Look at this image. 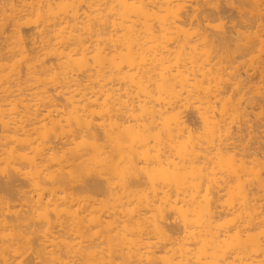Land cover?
Listing matches in <instances>:
<instances>
[{
	"label": "bare ground",
	"instance_id": "1",
	"mask_svg": "<svg viewBox=\"0 0 264 264\" xmlns=\"http://www.w3.org/2000/svg\"><path fill=\"white\" fill-rule=\"evenodd\" d=\"M10 1L11 3H8L9 8L2 6L0 9L2 10V8L4 9L6 8L8 9V12H10V16L8 17L9 18L11 17V20H10L11 25L7 23L9 26H11L8 32L10 33V36L7 35L9 36V39L6 35L5 37L4 36H1V37L7 38L9 40V41L5 40V41H8L7 46L9 44L11 46L6 47V44H5V47H6L5 48L4 46L0 44L1 46L0 50H4V49L6 50V52H4L5 53L4 55H7L6 53L8 51H10V53L9 52L8 53L12 55L13 53L14 54L21 53V55H23L22 53L26 54V52H28L27 55H29V52H32L31 53L32 56H33V53H35V55L36 53H45L47 55L52 54V57L54 58L55 56V58L58 60L57 62L58 64H56L58 65L57 66L58 70L56 69L57 75L56 73H53L55 74L54 75L55 77L58 76L57 77L58 79H54L58 81V82L56 81L57 86L59 85L58 86L59 88L57 89L59 93L58 92L57 93L58 95L60 94L59 97L62 98L61 100L63 101V104H64L63 106L67 104V106H65L66 109L67 108L70 109L69 106L72 107V109L70 110L74 111L75 109L74 111L76 113L75 117L77 120L79 119L76 122H74L75 119L69 122L71 126L73 122L76 123V128L75 130H73L75 133L74 132L72 133V130L69 129L71 131V134L74 135L73 137H71V142H70V139L64 138L66 141L68 140L69 143L62 142L63 140H61V142L64 144V145L62 144L61 146L62 153H63L61 155L63 156L62 158H64L63 160L65 163V160H67L70 157L69 156L70 153L75 149L74 155L76 157H73V158H76L75 161L77 163H75L74 166H76L77 164V168L79 170V172L77 171V175L79 174L78 176H80V172L82 173L81 176L84 175L85 173L87 174V176H85L86 175L85 174L81 180L79 179L77 180L78 176L73 175V176H77L75 177L76 178L75 180H77V184H76L77 187H73V189L77 188L76 190H81L80 192L90 191L89 195L92 193L96 195L97 192L99 193L100 189L101 191L102 189H104L103 190L104 192L107 191V197H108V199H106L107 202L110 198L114 203V204H111L113 205V207L111 205L110 206L114 208L112 210H115L114 212L112 211V213L114 214L113 216L114 218H112L113 214L112 215L108 214L110 216L109 218L110 220H109L107 218L108 215L106 216L104 213L107 214V212L111 209V207L106 212L105 210H103L104 213L100 211L102 210V208L100 210L98 209L99 210L98 212L96 208V204H97L96 196L92 197V195H90L91 196V197L89 196L90 198H88L87 196L88 199L85 198L84 200L83 198H81V196L80 198L78 197L79 194H76L77 195L76 196L77 198H76L75 196H73L74 195L73 193H69V191H67L68 194L64 198H62L61 195H58L60 196L59 198L56 197L57 199L55 200L59 204L55 205L56 203L53 201L54 203L52 205H54V207L52 208L53 210H50V211H47L49 209V208L47 209V206L49 204L44 208L42 207V205H41L42 208L39 205V209H38L37 205L33 204L34 203L33 201L32 204L35 205L33 208L35 210V207H37L36 211L38 212V213L37 212L35 213H37L38 217L43 218V219L41 218L38 219L36 217L38 223L36 222V220L34 223L39 224V221L41 222V220H44L46 221V224H47V222H49L48 216H51L50 215L51 213L53 217H55L54 214L58 215L57 216L58 218L59 215L61 216L64 212H66L67 209H64L65 210L64 211L63 208H68L70 210L69 207L72 208V206L76 204V203L75 204L73 203V201H75L74 199H76L75 202H77V200L78 202L81 200L82 201L84 200V203L82 201L79 202V203H83V205L82 204L80 205L81 206L80 208H84L82 210L79 208L80 213L79 211L78 213L81 215V217L79 214L78 216L76 212H74L75 210L78 209V208L77 209L75 208L77 207V205L79 206V203H77V205L73 207L74 210H71L74 213L73 214L69 213V214L78 216V217L76 216L75 217L73 216V217L75 219L78 218L77 220H75L74 223H76V221L79 222L78 224L79 226L77 227L78 230L75 229L76 232L78 231L82 234L80 235L79 233V236H83L85 232L84 233L82 232L84 230L87 232L86 229L82 230V227L83 228L86 227L87 229L90 227L89 229H91V226L93 227L96 226L97 222L100 220V219L98 220L97 218L98 216L97 213H100V212H102L103 214L100 216L102 222L101 224H98L99 226L100 225L103 226L102 223L106 217L105 220L108 219L109 224L113 220H114V223L113 222L112 223L115 226L118 225L119 222H121L122 229L117 226L118 228L115 227L116 230H114L115 228L113 229L115 232L117 231V229H121L128 234L126 236V234L119 232V233H122V235L123 234L124 235L121 236L119 234L120 239L119 238L114 239L117 242H114V240H112L113 237L112 238L109 237L113 241L112 242L111 240H109L107 243L108 245L106 244L108 246L109 251L108 249H106V247L104 248V250L106 249L107 253L105 251H102L103 254L106 253L108 255L107 256L105 254L104 256L106 257L101 256L102 254H100V252L98 253L97 240H96L97 244H95L94 242L95 234H94L93 242H92V239L88 237L89 233H85L84 236L86 237V234L88 235L86 239L90 241V244L88 243V241L85 242V244L88 243V245H84V243H82L86 241V239L83 236L82 238L83 240L84 239L85 240L80 241L81 244L83 245H78L79 246L78 251L76 249L78 253L74 252L76 253L74 255H72L73 252L72 253L70 252L71 255H69V253L68 254L59 253L60 252L59 248H58L59 252L55 254L57 252V247L59 246L58 245L59 243H56L58 246L56 245V248H55L51 245L48 247L46 244L47 242L43 244L40 242L42 246H45V244L47 246V250L44 249L45 247L42 248V250L49 251V249L51 248V250L52 251L54 250L55 253H51V255L49 256H45V255L42 256V254L40 253L42 251L41 250L40 252L38 251L41 254V256L40 254L37 255L38 256L37 258H34L33 256V259L30 258L32 257L31 256L32 254L31 255L29 254L30 255V257L28 256L29 258L27 256L26 257L24 256L25 249L21 248V247H24L21 244L22 241L21 242L19 241L20 246L19 244H16V243L14 245V243L11 242V244H13V247L17 245L16 246L17 248L19 247L21 248V251L23 250V253L21 251H18L17 253L16 247H14L16 248L15 250L13 249L11 244H9L11 245L9 246L7 242L5 243L3 242L4 240H2L0 241L1 248L3 247L2 250L4 249L5 251L6 248H8V250L11 249L10 252H12V249H13L16 251L14 253L17 255L8 254L9 252L7 250H6L7 251V254H6V251L4 252L1 250L0 251V264H264V111L262 107L263 104L261 105L260 102L258 101L260 98L261 99L264 98L263 97L264 93L261 94L262 93L261 91L264 90L263 89L264 88V85H263L264 77H262L264 74L263 72L264 70L261 71V69H264L263 67L264 63L262 62L264 59V56H262L263 54H261L262 53L261 52L260 55L262 57L260 56V59L262 60L261 61L262 63H260V60L258 61L256 59L254 61L255 58L252 54L254 51L264 52V0H10ZM231 43H233L236 46V47L235 46L233 47H235V51H237V53L235 51L233 52L234 49H232ZM7 48H9V50ZM0 54H1V51H0ZM39 55L37 54L36 56L39 57ZM248 56H251V57L249 58ZM248 58H249V61H248ZM2 62H3V59H2ZM13 62L18 63V64H15L16 66L14 67H17L19 65V62L17 60H14ZM31 63H34V62H31ZM246 64L247 65L251 64V65L247 66ZM254 64H256L257 66ZM7 66L11 67V63L8 64ZM7 66L4 65V67H7ZM31 66L32 64L30 65V67ZM9 67H7L8 71H9ZM258 67L259 68L263 67V68H260V71L256 72ZM11 70L12 69L10 68V71H9L10 73H11ZM15 70H18V68ZM250 70H254V72L252 71L253 73H251ZM44 71L45 70L43 69V71L41 72L44 73ZM31 76L33 75H30V77ZM258 76L259 78H257ZM260 77L262 80L260 79ZM34 78L35 76L32 77L33 80ZM39 78H40V75H39ZM44 78L45 76L43 78L41 77L40 79L36 77L35 80L39 81L40 83H38L37 81H34V82L40 85L41 84L46 85V83L48 84L49 81L48 82L46 81L48 78H45V79ZM260 80L263 82V84L262 83L260 84L257 82V81L260 82ZM251 86L255 88L256 92H253L255 91L253 90L254 89L253 88L252 89L253 91H251L252 93H250V95H247L252 88ZM21 87L18 89H21ZM33 87H36V85ZM43 89H44V86H43ZM43 89L41 90V93L43 94L47 93L48 91L47 88H45L46 90L45 89L43 90ZM257 95H260V97L257 98L258 97ZM26 96H29V94ZM15 100L18 101L17 99H14V101ZM62 101H60V103H62ZM22 102L20 103L23 104ZM35 102L37 103V101ZM117 102L119 104H124L123 107L125 106L128 109L127 110L124 107L125 109H123V114L125 113L130 114V112H127V111H129V109L131 110V106H132V109H135L136 107L138 109L137 111H139V112H135L136 109L133 110L136 113V115L138 114L139 115L138 117L142 116V118H138V119H141L140 123H138L136 120H135L136 122L134 121L135 122L133 123L134 126L127 125V124H132L130 122L131 121L133 122L134 119H137L134 117L136 116L134 112H132L134 114L133 115L134 119L133 117L131 118V116L128 118V120L132 119L131 121L126 120L128 115L126 117L125 116L122 117L123 122H126V121L129 122V123L126 122V124L124 123L125 126L123 125V122H121L122 120L121 118L119 121L120 123H122L121 126L126 127L125 129L127 130V132L130 129H132L133 131V129L135 130L137 128L139 133H140V130H141V134L142 132L144 133L145 138H143L144 139L143 140L140 137L142 141L139 144L140 146L138 148L142 149L144 147V149H146L147 152L146 150L142 151L143 150L142 149L141 151L145 152V154L141 152L142 154H140L141 156L139 155L140 157L139 159L141 160L142 159L141 157L144 158V156L148 157V155L151 154L150 153L151 151L148 153L150 149L153 150L152 152H154L155 154V157H154L155 164L154 165L156 166H153V167L150 166V168L153 169L152 170L153 172L152 173L150 172L151 174L147 172L146 171L147 169L144 167L146 166V162H145L146 160L144 161L143 159V162L145 164L142 167H144V170L148 174L145 173V171L142 169L141 167L142 164L140 165L141 169L144 171L141 177L148 180V182L151 181V183L152 182L154 183L152 178H154L157 174H159L157 176L158 178L155 177L156 182L154 183L155 184L154 186H153V183L151 184L149 182V184L152 185L150 186L151 189H154L153 191H155L153 194L155 196L154 201L151 200L152 197L149 199L150 201H152L151 202L152 205L147 199L149 198L148 195L149 193H151L152 190L150 189V192L147 195V192H148L147 189H149L150 187L146 188V186L148 185L146 183L147 181L144 179H143L145 181L144 184H146L145 187L142 185L144 182L143 181L140 183V187H142V189L138 188L139 187L138 178H140V175L137 174L139 177L134 174L132 175V172H133V169L131 167L132 163H129L130 160H129V157H127V155L125 156L128 158L129 161L123 164L126 170L124 171L127 172V169L131 167L130 169H132V171L129 170L131 175L134 176V178L138 177L137 178L138 180L135 178L136 181L133 179H130L128 181L126 180L127 182L125 183L122 182L123 180L125 181V178L127 179L128 177L130 178L132 176L130 175L125 176L126 173L122 171L123 169L121 170V168H119L121 170V171L119 170V172L120 173L122 172L121 175L125 177L124 179H121L122 181L120 182L122 183L118 184L116 188L112 182L110 183L111 180L108 179V177L104 174L105 172V169H104V172L102 173L103 174L102 177L106 176L104 180L108 179L109 182L108 181L107 182L110 183V186L113 185L114 190L117 189L115 191L112 189L109 190L106 187V186L109 187V185H105V187L109 190L110 195H108V190L106 188H101L104 186V183L106 181L105 182L102 181L101 183L100 181L101 178L97 177L99 172L97 171L98 169L96 167L98 166L99 161L101 164L103 161L99 159V157H101L102 155L101 154L102 148L106 144V142H109V143L111 142L110 139L113 137H109L110 135H112L109 133L111 131L115 132L114 124L118 122L115 120L116 123L114 124L111 123V121H109V118L111 117H109L110 115L107 113L108 111L106 112L105 110H108V108H110L109 106H111V108L109 109L110 110L109 113L113 112L114 114L112 113L111 116L113 117L114 115V118H116L115 117L116 114L114 112L115 107L113 105L114 104L117 105L118 104ZM11 103L12 102H10V104ZM26 104H23V105H26ZM12 105L15 106L14 104ZM17 106L18 105H16V108L18 110L19 106L18 107ZM28 106H26L27 109H29ZM116 108H118V105L116 106ZM66 109H64L65 112L63 113H66ZM111 109H112V112H111ZM139 109L141 110V112ZM124 110L125 111L127 110V111L124 112ZM103 111L105 112L103 113ZM121 111H122V106H121ZM13 113H15V111ZM106 113L109 116L103 115ZM24 115L27 116L26 114ZM101 115L107 116L108 121L106 120V117L104 121L106 120L109 123L107 124L102 123L101 120L103 118L97 121L96 118L98 119V117H100ZM24 118H27V117H24ZM114 118H111V119H114ZM63 119H61L62 122H63ZM68 121L69 119L67 120V122ZM23 122H24V119H23ZM20 123L22 124V121ZM74 123L73 125L75 126ZM253 123H255L257 127H255ZM63 124L61 128H64ZM117 124L115 126H117ZM5 125L6 124H4V126ZM66 125H67V128H69L67 123ZM4 126L2 127L4 128ZM121 126H120V129H121ZM27 127H28V124H27ZM34 128H35L34 130L36 131L34 132L37 133L36 126H34ZM257 128H258V131L256 130ZM121 130H120V133H121ZM11 131H13V129ZM64 131H62V133L66 132ZM244 131H246V134L247 132L249 133L250 135L249 137H251L252 133L259 134L261 132V134L262 133L263 134L262 135L260 134V137H259L260 140H257V142H255L252 139L253 142L256 143L254 144L252 141L249 142L251 138L250 140H248L249 137L244 136ZM102 133L105 134L106 137L109 135L108 139L110 138L109 139L110 141L107 140L105 144L103 143L105 138L104 139H101L102 137L100 138V135ZM65 134L64 136H66ZM141 134L139 135L138 132L136 133L137 136L138 135L142 136ZM253 134H252V137H253ZM67 135H70V133ZM223 135H225V137L228 135L226 139L225 137H223L224 140L227 141L229 136H231L232 138L230 140L231 141L233 140L232 142L228 140L227 142H230V143H227V145L224 144L226 145V147L222 144V142L223 143L226 142V141H222L221 136ZM257 135H255V138L257 137ZM114 136L116 137V135ZM122 136H125V133ZM132 136L134 137L133 133H132ZM27 137L28 136H26V140L29 139V137L28 138ZM37 137L40 138L39 136ZM62 137H63V134H62ZM66 138H68V136H66ZM72 138H74L75 141L77 140L78 141L74 142L73 144ZM119 138H120L119 143L121 144L123 143V145L126 142L128 143V140L132 141L131 139H129L131 138L130 136L128 137V139L124 138L127 141L123 139V141L125 142L121 141V135H119ZM135 138L136 137H134V139ZM115 139H117L116 140V143H117L118 137ZM134 139L132 143L136 144L135 141L137 140L134 141ZM217 139H221V140L217 141ZM10 140L13 141V138L12 139L10 138ZM31 140H32V137H31ZM101 140H103V142ZM139 140L140 139H138V141ZM166 140L170 141L171 145H170V142L168 143L166 142ZM247 141L250 143V145ZM202 142H203V146L200 144ZM206 142L209 144L210 142H213L212 144L216 143L219 148H221V146H224V149H223L224 151L226 149L225 153L222 152L223 153L222 155L221 153H218L219 156L218 157L215 156L217 157V159L215 158V160H217L216 164H218L220 167L218 166L217 168V165L215 163L214 164L216 165V168L218 170H220L221 168V170L223 169L224 171L222 172L220 170L221 173L220 172L219 173L221 175L219 176V179L223 177L222 174L223 175L225 174L224 178H222L221 180L223 181V183L225 182L226 187L224 186V184L223 185L219 184L220 187L223 186L221 189L225 192V190L223 189L225 188L227 191L225 193H228V194H231L232 192L234 193V196H233L234 200H232L233 197L230 196L232 198L231 200L234 201V203L230 201V203H232L230 206L232 205L233 206L231 208L228 207L229 208L228 211H224L222 209V206L224 204L225 205L229 204L228 203L229 197H227L229 195H226L228 199L223 198V197L220 198L221 196H223L224 192L222 193L221 191H219L220 187L218 186L217 183L220 180L216 181L218 170L216 171L217 173L212 170L213 162H215L214 158H213L214 161L211 160L212 164H209L211 165V167L209 166V170L213 171L212 174L214 175V173H216L215 174L216 176H212L211 174L212 178H210V176H208L207 174L208 165L205 167L207 163L203 165L205 162H202L205 154L207 153V151H205L206 150L205 148H207L205 146L208 145ZM4 143L5 142H3V145ZM219 143H221V146L219 145ZM72 144L74 145L73 147L70 146ZM128 144H131V142H129ZM151 144H153V146ZM166 144H167V149H169L168 151L170 152H168L167 149L165 148ZM123 145L121 146L124 147ZM210 145H208V148H207V150L209 151L211 150L210 153L214 152V149L215 150L219 149V148H216L217 145L215 144L214 145L216 147L214 149H213L214 145L213 147L212 146L210 147ZM32 146H35V145L33 144ZM113 146L114 147H112V145L107 146L110 148L109 150L107 148L108 155H110V150H114V149H111V147L115 148L116 146L118 147L119 145H116V146L113 145ZM122 147L119 146L118 150L120 151V148H121V151H122V149H124ZM134 147L135 146L130 148L128 146V148L126 149L130 148L129 150H132ZM209 147L211 149H209ZM104 148H103V151H104ZM116 148L115 150H117ZM37 149L36 151L38 153ZM54 149L55 147L53 148V150ZM126 149L123 151L127 152ZM139 149L137 150L138 153H139ZM201 149H203L204 151ZM41 150H43L42 147L40 148V153H41ZM115 150L112 151V154L115 153ZM129 150L127 154H129L132 157V154H130ZM165 150L168 152V154H165ZM199 150L202 154L201 153L198 154ZM134 151L135 153L137 152L135 148H134ZM217 151L218 150H216L215 152L216 154L214 153L213 155H217ZM52 152L53 151H51V153ZM107 153L105 155H107ZM138 153H136L137 159L133 158L135 155L132 157V159H136L134 160L135 163L138 160V156H137ZM147 153L148 155H146ZM210 153L209 155H206L205 157L206 161L209 160V158L213 157L212 154L210 157ZM46 154H47V150H46ZM66 154H69L68 158ZM104 154L103 156H105ZM116 154L117 153H115V155ZM43 155H45V153H43ZM200 155H204L202 159H201L202 156ZM72 156L73 155H71L69 160L72 158ZM153 156L154 155L152 153L151 157ZM108 157L106 158L105 156L104 158L106 159L105 160L106 162L103 161L107 163L106 166H108V164L110 163H113L112 165H115V167L116 165H117V168L121 167L119 166V164L121 165L122 160L115 162L117 158L113 157L112 155L110 157H112L111 159L115 158L113 160L115 163L112 162V160H110V163H109L108 161L110 158ZM198 157L201 159V162ZM13 158H16V157H13ZM35 158L37 159V157ZM3 159H6V158L3 157ZM43 159L45 160L44 156H43ZM16 160L18 159L16 158ZM16 160L14 159V161ZM4 161L5 160H3V162ZM153 161H149V162H153ZM35 162L31 161V163L33 164ZM39 162L40 161H37V163L35 164L36 168L39 167L38 165H41L39 164ZM139 164L140 163H138V165ZM147 164L152 165L151 163H147ZM6 165H9V164H6ZM68 165L69 167L71 166L70 163ZM49 166L50 165H48V168ZM65 166L67 165L65 164ZM133 167H135V165ZM146 167H149V166H146ZM154 167L155 169H157L156 167H158L157 171L159 172V173H156L155 175L153 174L155 173ZM136 168L138 169V167ZM93 170H94V173L91 172ZM142 170L138 172L142 173L143 172ZM82 171H84L85 173L83 174ZM114 171L115 170H113V172ZM35 172H31V173L33 174ZM62 172H63V169H62ZM91 173L96 176L91 175ZM120 173H118V175ZM209 173H211V171H209ZM70 174H73V173H70ZM68 175L69 174H67V176ZM127 175H128V172H127ZM54 176H55V173H54ZM148 177H151V178L149 179ZM214 177H215V180L212 181ZM142 178H140L141 181H142ZM115 179H117V176ZM67 180H68V177H67ZM75 180H73V183L76 182ZM222 181H220L219 183H221ZM14 182H16V180ZM135 183L138 187L134 185ZM14 184L10 182L8 185L10 187L17 186ZM73 185L75 186V184ZM133 185H134V188H133ZM216 186H218L217 187L218 190ZM44 187L46 186L44 185ZM57 187H58L57 189H59V185ZM143 187H144V190L146 188L147 190L146 192L143 190ZM46 188L47 190L50 189L51 191L52 190L54 191V189L56 190V186L55 188H52V187L50 188V186H47ZM68 188L69 190L70 188H72L71 183L69 185L66 179H64V181L62 179V186H60L59 190L66 191L68 190ZM137 189H140V190H137ZM33 190H34V187H33ZM7 191H8V188H7ZM57 191L58 190H56V193ZM64 191H63V194H64ZM8 193L9 192L5 193V195ZM220 193H222V195H220ZM70 194H73L72 196L75 197L72 201L73 205L71 203V206L69 205L70 201L72 200L70 199L72 198L69 196ZM51 195L55 196L54 193ZM51 195L49 192V196ZM99 195L97 196V200L100 199V198L98 199ZM103 195L104 194H102L100 197H103ZM150 195L152 196V193ZM104 196L106 197V194ZM60 198H61V201L59 200ZM102 199H104V197ZM223 199L225 200L223 201ZM2 200L0 197L1 202ZM86 200H89L91 203L89 202L90 203L89 204L87 201L86 202L87 204H86L85 203ZM220 200L223 203H221ZM225 201L226 203H224ZM39 202H40V199H39ZM61 202L62 204L64 203V205L60 204ZM100 202L103 204L105 203L104 201H100ZM111 202L109 201L106 204H109ZM144 202H146V204ZM134 203H135V206H132ZM2 204L5 206L4 203ZM103 204H101L100 207H103ZM3 205L2 207L4 208ZM15 205L16 203L14 204V206ZM52 205L50 204V206ZM59 205H62V207L63 206L64 207L60 209ZM98 205L99 204H97V206ZM107 206L108 205L104 207H107ZM145 206L147 208H145ZM2 207L0 205V208ZM223 208L227 209V207H224V206ZM60 211H64V212L61 213ZM33 212H34L33 210L29 212L30 215ZM15 213L19 214V212L17 211H14V215ZM121 213H124L122 215L124 219L123 218L121 219L120 217ZM10 214L12 213L9 212V215ZM25 214L23 215L26 216L27 214L26 215ZM145 214L146 215L149 214V215H147L146 217ZM66 215H68L67 212H66ZM103 215H105L104 218H102ZM32 216L31 218H34ZM142 219L146 220L147 222H149V224L152 225L151 227H148L147 225L149 224H147L146 225L147 228L144 227L145 230L146 229L148 230V228L149 230L150 228H153V230L152 229L151 230H152V235L154 236H151L150 240L143 239L144 237L143 235H142L143 237L138 236V239L141 238L142 240L133 239L134 234L131 233L133 231L130 226L138 224V222H140L138 220L142 221ZM2 220L4 221L3 218ZM2 220H0V223H2L1 222ZM7 220L8 219H6L5 221V225H8L9 223ZM32 220L34 221V219ZM116 222L118 223L116 224ZM12 223H14V221ZM74 223L72 222V224ZM85 223H87V225H85ZM144 223L145 221L143 222L141 227L144 225ZM3 224L4 222L2 223V226H4ZM29 224H31V222ZM72 224L70 222V225ZM40 225H45V223L39 224V227ZM29 226H27V228ZM67 226H69V224ZM74 226H77V224H75ZM101 226L100 228H102ZM108 226H111V225H108ZM5 227L7 226H4V228ZM43 227L45 226H41V228ZM35 228H34V231L38 229L37 228L35 230ZM102 229H105V228H102ZM6 230H9V229H6ZM25 230L23 231L24 234H25ZM97 230H101V229H97ZM97 230L95 228V230L91 232H94ZM111 231L112 230L108 231L107 233H110ZM101 232L102 231H100V234ZM12 233L14 232H11V235H9V233L5 234L6 236L2 234L1 235L3 237L5 236L6 237V238L4 237L5 239H7L9 235V238H8L9 240L10 237H12L13 235ZM97 233L99 232L97 231ZM105 233L103 230V234ZM15 234L13 236L14 238L16 237L17 239V237L19 236H16L17 234L16 235ZM103 234L100 237H102ZM111 234H114V233H110V235ZM72 235L76 236V234H72ZM91 235H93V233ZM128 235H130V237ZM135 235L137 237V233ZM106 236L108 235H105V237ZM113 236H116V235L114 234ZM98 237L99 235L98 236L96 235L97 239ZM22 238L24 239V236ZM39 238L41 237H38V239ZM77 239L80 240L79 238ZM100 239L98 241H100ZM17 240H19V238ZM33 240H34L33 244L37 245V243H34L36 242V240L35 239ZM47 240L49 241V239ZM68 240H70V238ZM75 240L76 239H74L73 241ZM29 242H27V245L29 244ZM75 242H77V240ZM80 242L78 241V244ZM91 242L94 244H92ZM100 242L102 244V241ZM4 243L8 246H6ZM31 243L32 242H30V245L32 246ZM68 243L72 244L73 242L71 243L68 242ZM68 243H66L65 246L68 245ZM34 245L32 247L35 248ZM41 245L39 244L37 246L40 247ZM52 245L54 244L52 243ZM72 245L71 246L69 245L70 248L68 246L66 247L72 250V248L74 247V246L72 247ZM74 245H76L75 247H77L76 243ZM106 245H102V246H106ZM102 246H99L100 249L102 248ZM60 248L62 249V246ZM29 249L31 250L33 248L29 246ZM51 250L49 252L43 251V253L49 254L50 252H52ZM62 251L66 252L65 249H62L61 252ZM29 252L31 253L33 252V250ZM108 252L110 253L108 254ZM36 254L34 253V255ZM18 255L19 256L23 255V256H21L22 258H17L16 256Z\"/></svg>",
	"mask_w": 264,
	"mask_h": 264
},
{
	"label": "rangeland",
	"instance_id": "2",
	"mask_svg": "<svg viewBox=\"0 0 264 264\" xmlns=\"http://www.w3.org/2000/svg\"><path fill=\"white\" fill-rule=\"evenodd\" d=\"M0 2H1V6H0V8L3 6V7H7V8H9V4L8 3H11V1L10 0H0ZM3 4V5H2ZM6 9V8H5ZM4 8H2V10L0 9V44L2 45V46H4L5 47V44H6V47H8V46H11L10 44L7 46V43H8V39H9V36H10V33H8L9 32V30H10V28H11V26H9L8 24H10L11 25V17L9 18L8 16H10V12H8V9H6L5 10ZM7 11V12H6ZM3 12V13H2ZM5 13V14H4ZM7 13V14H6ZM2 14V15H1ZM9 14V15H8ZM7 17H6V16ZM7 19V20H6ZM9 19V20H8ZM6 20V21H5ZM3 23V24H2ZM8 23V24H7ZM49 23H50V21H49ZM6 25V26H5ZM4 27H5V29H4ZM8 29V30H7ZM2 30H3V32H2ZM5 35L7 36V35H9V36H7L8 37V39L7 38H4L5 37ZM1 36H4V37H1ZM11 39V38H10ZM5 40H8V41H5ZM3 41V42H2ZM5 42V43H4ZM9 43H11V42H9ZM234 43V42H233ZM233 43H231V47H232V49H234L233 50V52L235 51V45L233 44ZM237 43V42H236ZM233 46H235V47H233ZM3 47V48H4ZM5 47V48H6ZM0 48H1V46H0ZM10 48V47H9ZM9 48H7L8 50H9ZM263 48V47H262ZM237 50V49H236ZM239 50V49H238ZM256 50H258V49H256ZM263 50V49H262ZM1 51V57H0V59H1V61H0V119H2V120H0V162H1V166H0V197H1V200H2V198H3V200H4V202H3V200H2V202L0 203V205H1V207H2V203H4L5 204V206H4V208L2 207V208H0V212L1 211H3V212H1L0 214V220H2V218L4 219V221L2 220L1 222L3 223L4 222V226H7V227H5L4 228V226H2V223H0V241H2V240H4L3 242H7V244L9 245V244H11V242L12 243H14V245H15V243L16 244H19V246H20V242H21V244H22V246H24V247H21V248H23V249H25V251H24V256L26 257H30V255L32 256V257H30V258H32L33 259V256H34V258H37L38 256L37 255H39L40 253L42 254V256L43 255H45V256H49V255H51V253H55V251L53 252L52 250H51V248L49 249V251L51 250L52 252H50L49 254L48 253H43V251H45V250H47V246L49 247L50 245L51 246H53V247H55L56 248V243H59L57 246V252L55 253V254H57L59 251V253H65V254H68L69 253V255H71L70 254V252L72 253V255H74V254H76V253H78L77 251H78V248H79V246L78 245H83V244H81V240H83V236L85 235V233H89L88 235L86 234V237L84 236V238L86 239L87 238V236L89 237V238H91L92 239V242H93V237H94V234H95V237H94V242H95V244H97L98 245V253L100 252V254H102L101 256H104L106 253H107V251H106V249H108V241L109 240H111L110 238H112V240H114L115 238H119L120 237V235L121 236H123L124 234H126V236H127V234L128 233H126V232H124L123 230H121L122 229V225H121V222H116V224L118 223V225H114L113 223H114V220L112 219V218H114L113 216H114V214L112 213V211L114 212L115 210H112V209H114V208H112L113 207V205H111V204H114L113 203V201L109 198V200H108V202L110 201H112L111 203H109V204H106V203H108L107 202V200L106 199H108V197H107V191H103L104 189H102V191H101V189L99 190V193L97 192L96 193V195L94 194V193H92V194H90V195H92V197H94V196H96V203L97 204H99L98 206H97V204H96V208H97V210L99 209H101L102 208V210H100V211H102L103 212V210H105V212L106 211H108L109 209H110V207H111V209L107 212V214L106 213H104L106 216L108 215V214H113L112 215V220L113 221H111V223L109 224L108 223V221L110 220L109 218H110V216L108 215L107 216V218L109 219H107V220H105L106 219V217H105V219L103 220V223H102V225L103 226H101L102 228H105V229H102V228H100V226L98 225V224H101V215L103 214L102 212H100V213H97V218H98V222H97V224H96V226L95 227H93V226H91V229H93V230H95V228H96V230L97 229H101V230H97L99 233H97V231H94V232H91V231H93V230H91V229H87L86 227H82V230L83 229H86L87 230V232L84 230L82 233H84L83 234V236H79V233L80 232H76L75 231V229L76 230H78V224H79V222H77L76 221V223H74L75 222V220H77V219H75L74 217L76 216H74V215H71V214H69V213H74V212H76V214L78 215L79 213H80V209L82 210V209H84V208H80L81 206V204L83 205V203H84V200H85V198H87V196H88V198H90L91 196L89 195V193H90V191H82V192H80L81 190H76V189H73V187H77L76 186V184H77V180L79 179V180H81L82 179V177L86 174L84 171H82L83 172V174L84 175H82L81 176V172H80V176H78L77 175V171L79 172V170H78V168H77V164H76V166H74L75 165V163H77L75 160H76V158H73V157H76L75 155H74V153H75V149L70 153V155L69 154H66L67 155V158L70 156L71 157V155H73L72 156V158L70 159L71 161H72V163H74V164H72L71 163V161L69 160V158L67 159L68 161H69V163H70V167H69V163H68V161L67 160H65V163H64V158H62L63 156L61 155V154H63L62 153V149H61V146H62V142H67V143H69V141L67 140H65V139H70V142H71V137H73L74 135L73 134H71V131L69 130V129H71L72 130V133L74 132L73 130H75V128H76V123H74V122H76V121H78L77 119H76V117H75V115H76V113L74 112L75 111V109H74V111L73 110H70V109H72V107L71 106H69L70 107V109L69 108H67L66 109V107L65 106H67V104L65 105V106H63L64 104H63V101L61 100L62 98H60L59 97V95H58V86H57V80H54V79H58L57 77H55L54 75L55 74H53V73H56V75H57V71H56V69L58 70V68H57V66L58 65H56V64H58L57 62H58V60L55 58V56H54V58L52 57V54H49V55H47V54H45V53H36V55L38 54H40L39 55V57L38 56H36L35 55V53H33V56H32V52H29V55H27V53L28 52H26V54L25 53H22L23 55H21V53L19 54V53H17V54H14L13 53V55L12 54H9L10 53V51H8L6 54L7 55H4L5 53L4 52H6V50L4 49V50H0ZM260 51V50H259ZM236 53H237V51H235ZM256 52V53H255ZM262 52V53H261ZM12 53V52H11ZM260 53L261 54H263L262 56H264V52L263 51H260V52H258V51H254L252 54H253V56H254V61L257 59L258 61L260 60V63H264V59H263V61L260 59ZM19 54V55H18ZM25 54V55H24ZM42 54H44V55H42ZM239 54V53H238ZM258 54H259V56H258ZM37 58H36V57ZM41 56V57H40ZM261 56V57H262ZM9 57H10V59H9ZM23 57V58H22ZM32 57V58H31ZM249 58L251 57V56H248ZM16 58V59H15ZM26 58V59H25ZM36 58V59H35ZM52 58H53V60H52ZM249 58H248V61H249ZM2 59H3V62H4V60H5V62L3 63L2 62ZM9 59V60H8ZM19 59V60H18ZM29 59H31V60H29ZM35 59V60H34ZM39 59V60H38ZM50 59V60H49ZM14 60H17L18 62H19V65L17 66V67H14V66H16L15 64H18L17 62H13ZM38 60V61H37ZM6 61H8V62H6ZM54 61V62H53ZM262 61V62H261ZM31 62H34V63H31ZM51 62H52V64H51ZM252 62V61H251ZM250 62V63H251ZM3 65H2V64ZM11 63V67H9V66H7L8 64H10ZM26 63V64H25ZM27 63H29V64H27ZM53 63H55V64H53ZM248 63V62H247ZM25 66H24V65ZM32 64V66L30 67V65ZM46 64V65H45ZM257 64H258V62H257ZM4 65H6L7 67H9V71H10V68L12 69L11 70V73H13V74H11L9 71H8V68L7 67H4ZM35 65V66H34ZM55 65V66H54ZM247 65V64H246ZM249 65V64H248ZM247 65V66H248ZM251 65V64H250ZM249 65V66H250ZM254 65H256V64H254ZM260 65V64H259ZM39 66V67H38ZM43 66H44V68H43ZM257 66V65H256ZM261 66V65H260ZM4 68V70H3V68ZM36 67V68H35ZM263 67H264V65H263ZM263 67H260V68H263ZM7 68V69H6ZM18 68V70H15V69H17ZM49 68V69H48ZM55 68V69H54ZM250 68V67H249ZM260 68L258 67L257 68V70H256V72L257 71H260ZM6 69V70H5ZM27 69V70H26ZM34 69V70H33ZM43 69L45 70L44 71V73L43 72H41V71H43ZM48 69V70H47ZM253 69H255V68H253ZM14 70V71H13ZM53 71V72H51V71ZM55 70V71H54ZM264 69H261V71H263ZM4 71V72H3ZM13 71V72H12ZM15 71H16V73H15ZM21 71V72H20ZM25 71V72H24ZM50 71V72H49ZM251 71V73H253L254 72V70H250ZM253 71V72H252ZM23 72V73H22ZM264 72V71H263ZM6 76V78H5V76L3 75V74ZM27 73V74H26ZM40 73V74H39ZM41 73H43V74H41ZM48 73V74H47ZM7 74V75H6ZM2 75H3V77H2ZM11 75V76H10ZM18 75H22L21 77L20 76H18ZM30 75H33V76H31L30 77ZM39 75H40V78L42 77H44L45 76V78H48L46 81L48 82L49 81V83L47 84L46 83V85H40V84H37V83H35L34 81H37V80H35V78L37 77L38 79H40L39 78ZM255 75H256V73H255ZM8 76V77H7ZM16 76V77H15ZM30 78H28V77ZM35 76V78H34V80L32 79V77H34ZM53 76V77H52ZM11 77V78H10ZM52 77V78H51ZM262 77H264V74H263V76ZM19 78V79H18ZM23 78H24V80H23ZM44 78V79H45ZM257 78H259V76L257 77ZM257 78H256V80H257ZM260 79H261V77H260ZM264 79V78H263ZM25 82H23V81ZM54 80V81H53ZM259 80V79H258ZM262 80V79H261ZM260 80V82L259 81H257L258 83H262L263 84V82ZM2 81V82H1ZM19 81V82H18ZM45 81V82H46ZM57 81V82H56ZM9 82V83H8ZM31 84H30V83ZM38 83H40L39 81H37ZM44 82V81H43ZM42 82V83H43ZM51 82V83H50ZM21 83V84H20ZM33 83V84H32ZM55 83H56V85H55ZM2 84V85H1ZM18 84H19V86H18ZM36 85V87H33V86H35ZM25 87H24V86ZM54 85V86H53ZM264 85V84H263ZM262 85V86H263ZM22 86V87H21ZM28 88H27V87ZM43 86H44V89L45 88H47V93H41V90L43 89ZM46 86V87H45ZM51 86V87H50ZM7 89H6V88ZM21 87V89H18V88H20ZM30 87V88H29ZM252 87V86H251ZM250 87V88H251ZM10 88H12V89H10ZM55 88V89H54ZM247 88V87H246ZM245 88V89H246ZM254 87H252L251 88V90H250V92L247 94V95H250V93H252L251 91H253V90H255V88L253 89ZM14 89V90H13ZM17 89V90H16ZM24 91H23V90ZM27 89V90H26ZM38 89V90H37ZM43 89V90H44ZM253 89V90H252ZM264 89V88H263ZM46 90V89H45ZM248 90V89H247ZM246 90V91H247ZM12 91V92H11ZM264 91V90H263ZM263 91H261L262 93L261 94H263L264 92ZM9 92V93H8ZM11 92V93H10ZM13 92H15V93H13ZM58 92V93H57ZM253 92H256V90L255 91H253ZM35 93H36V95H35ZM40 95H38V94ZM51 93V94H50ZM8 94V95H7ZM24 94V95H23ZM29 94V96H26V95H28ZM254 94V93H253ZM260 94V95H261ZM6 95V96H5ZM16 95V96H15ZM19 95V96H18ZM260 95H257L258 97L257 98H259L260 97ZM36 96V97H35ZM39 96V97H38ZM15 97V98H14ZM24 97H25V99H24ZM43 97V98H42ZM262 97V96H261ZM263 97H264V94H263ZM3 98V99H2ZM32 98V99H31ZM36 98V99H35ZM60 98V99H59ZM14 99H17L18 101H14ZM28 101H27V100ZM41 99V100H40ZM44 99V100H43ZM4 100V101H3ZM13 100V101H12ZM33 100V101H32ZM37 101V103L35 102V101ZM49 100H50V102H49ZM55 100V101H54ZM22 102L23 104H26V105H23V104H21L20 102ZM27 101V102H26ZM52 101V102H51ZM60 101H62V103H60ZM259 102H260V104L262 105V107H263V111H264V98H260L259 100H258ZM10 102H12L11 104H10ZM18 102V103H17ZM10 105H9V104ZM16 103V104H15ZM118 103V102H117ZM121 103V102H120ZM12 104H14L15 106H13ZM20 104V105H19ZM30 104V105H29ZM35 104V105H34ZM59 104H61V105H59ZM16 105H18L19 106V108H18V110H17V108H16ZM29 105V106H28ZM37 105V106H36ZM110 105H112V104H110ZM118 105V108H116V106ZM114 104L113 106L115 107V117L116 118H114V115H113V117L111 116L112 115V109H111V112L112 113H109L110 112V108H111V106H109L110 108H108V110H105L107 113L106 114H103V115H107V116H109V117H111V118H114V119H111V118H109V121H111V123H116V121H120V118L122 119L121 120V122H123V116H127V118H126V120H128V118L131 116V118L133 117V113L132 112H134L133 110H135V112H139V111H137L138 109L135 107V109H132V106H131V110L129 109V111H127V112H130V114L129 113H125V114H123V109H125L124 107H123V105L124 104ZM17 106V107H18ZM22 106H23V108H22ZM25 106V107H24ZM26 106H28V108L29 109H27L26 108ZM32 106H34V107H32ZM61 106V107H60ZM121 106H122V111H121ZM38 107H39V109H38ZM119 108H120V110H119ZM129 108V107H128ZM134 108V107H133ZM2 109V110H1ZM41 109V110H40ZM64 109H66V113H63V112H65V110ZM70 111H69V110ZM6 112H5V111ZM15 111V113H13L14 111ZM29 110V111H28ZM35 110V111H34ZM38 110H40V111H38ZM63 110V111H62ZM140 110V109H139ZM8 111V112H7ZM33 111V112H32ZM38 111V112H37ZM62 111V112H61ZM72 111V112H71ZM105 111H103V113L105 112ZM118 111V112H117ZM125 110H124V112H126ZM31 112V113H30ZM70 112V113H69ZM120 112V113H119ZM134 112V113H135ZM140 112H141V110H140ZM7 115H6V114ZM22 113V114H21ZM63 113V114H62ZM73 113H74V115H73ZM9 114H11V115H9ZM21 114V115H20ZM24 114H26L27 116H25ZM31 114H33V115H31ZM64 114H66V115H64ZM69 114V115H68ZM114 114V113H113ZM9 115V116H8ZM18 115V116H17ZM29 115V116H28ZM69 117H71V118H69ZM71 115V116H70ZM103 115H101L100 117H98V119L96 118V120L97 121H99V120H101L102 118V123H104V124H107V123H109V122H107L108 121V119H107V116H103ZM135 115H136V113H135ZM27 117V118H24V117ZM34 116V117H33ZM39 116H40V118H39ZM66 116V117H65ZM74 118H73V117ZM137 116V117H136ZM136 116H134L135 118H137V119H134V117H133V122L129 119L128 121H131L130 123H132V124H127V125H133L134 126V124L133 123H135L136 121L138 122V123H140L141 122V119H138V118H142V116H141V114H140V116L141 117H138L139 115L137 114ZM10 117V118H9ZM17 117V118H16ZM105 117H106V120L104 121V119H105ZM119 117V118H118ZM35 118V119H34ZM64 118V119H63ZM69 119V121L67 122V120ZM23 119H24V122H23ZM32 119H33V121H32ZM38 119H39V121H38ZM60 119V120H59ZM61 119H63V122H62V120ZM67 119V120H66ZM73 119H75L74 120V124H75V126L73 125V123H72V126H71V124L69 123L70 121H73ZM111 119V120H110ZM119 119V120H118ZM26 120V121H25ZM28 120V121H27ZM116 120V121H115ZM125 120V121H126ZM136 120V121H135ZM13 121H14V123H13ZM22 121V124L20 123ZM36 121V122H35ZM66 121V122H65ZM100 121V122H101ZM114 121V122H113ZM135 121V122H134ZM5 122V123H4ZM17 122V123H16ZM19 122V123H18ZM33 122H34V124H33ZM62 122V123H61ZM117 122V123H118ZM127 122V121H126ZM126 122H123V125H124V123L126 124ZM30 123V124H29ZM32 123V124H31ZM38 123V124H37ZM52 123V124H51ZM64 123V124H63ZM66 123L68 124V127L69 128H67V125H66ZM116 123V124H117ZM127 123H129V122H127ZM4 124H6L7 125V127H6V125L4 126ZM17 124V125H16ZM27 124H28V127H27ZM60 124H61V126H60ZM62 124L64 125V128L66 129H64V128H61L62 127ZM69 124H70V126H69ZM116 124H114V130H115V132H113V131H111L109 134H112V135H108L109 137H113V138H109L110 140H111V142H113V143H109V142H106L107 140H109L108 139V136L106 137V135L105 134H103L104 135V137H103V135L101 134L100 135V138L101 139H104L105 138V140H104V142H103V140H101L104 144H105V142H106V144L103 146V148L104 147H106V148H104V151H105V149H106V153L108 152V150L110 149L109 147H107V146H111L112 145V147H114L113 145H119L120 147H122L121 145H123V143L121 144V143H119L120 141H119V135H121V141H123V139L125 138H127L128 139V137L130 136L131 138H129V139H131L132 141H130V140H128V143L129 142H131V144H128L127 142V144L126 143H124V147H122V148H124V149H122V151H121V148H120V151L118 150L119 149V146L116 148L117 150H115V148H112L111 147V149H114L115 150V153H117L116 155H115V153L114 154H112V151H114V150H110V155H108V153H107V155L109 156H107V155H105L106 153L103 151V148H102V155H101V157H99V159H101V161L103 160V161H105L106 159L104 158L105 156H106V158L108 157V158H110L109 159V161H108V159H107V161L110 163V160H112V162H114L113 160L115 159V158H117V160L115 161V162H118L119 160H122V162H121V165L119 164V166H121V167H118L117 168V165H116V167H115V165H112L113 163H110V164H108V166H106L107 165V163H105V162H103L102 161V164L100 163V161H99V163H98V166L96 167L98 170V172H99V174L97 175V177L98 178H101L100 179V181H101V183H102V181L103 182H105L104 183V186L103 187H101V188H108L109 190L110 189H112V190H114V187H113V185L117 188V186H118V184H121L122 182H127L128 180H130V179H133V180H135V178L137 179L139 176L138 175H140V178H142L141 176H142V174L144 173V167L147 169L146 171L147 172H153L152 170V168H150V166H156V165H154L155 164V160H154V157H155V154H154V152H152L153 150H149L148 151V153L150 152L151 154L153 153V157H151V154L150 155H148V153L146 154V155H148V157L146 156H144V158L143 157H141L142 159L140 160L139 158V155L140 154H142V153H144L145 154V152H142V151H145L146 149H144V147L142 148V149H139L138 147L140 146L139 144L141 143V138L143 139V138H145V136H144V133L142 132V134H141V130H140V133H139V131L137 130V128L135 129V130H137V131H135L134 129H133V131H132V129H130L128 132H127V130L125 129L126 127H124V126H121L122 125V123H118L117 124V126H115ZM120 124V125H119ZM137 124V123H136ZM135 124V125H136ZM19 125V126H18ZM253 125H255V127H257V125L255 124V123H253ZM2 126H4V128L2 127ZM18 126V127H17ZM34 126H36V130H37V133H35L36 131L34 130L35 128H34ZM60 126V127H59ZM120 126H121V129H123V130H121L120 129ZM12 127V128H11ZM19 127H21V128H19ZM59 127V128H58ZM117 127V128H116ZM8 128V129H7ZM74 128V129H73ZM2 129H4V130H2ZM13 129V131H11ZM62 129H64V130H62ZM125 129V130H124ZM262 129V128H261ZM67 130H69V131H67ZM120 130H121V133H120ZM257 131H258V128L256 129ZM7 131V132H6ZM19 131V132H18ZM35 131V132H34ZM62 131H64L65 133H67V134H69L70 133V135H67V134H65V133H62ZM124 131V132H123ZM132 131V132H131ZM257 131H255V132H257ZM12 132V133H11ZM24 132H26V133H24ZM42 133V134H40V133ZM113 132V133H112ZM120 133V134H118V133ZM129 132H131V133H129ZM138 132V134L140 135H142V136H137L136 135V133ZM254 132V133H255ZM16 133H18V134H16ZM75 133V132H74ZM123 133V134H122ZM124 133H125V136H122V135H124ZM128 133V134H127ZM132 133H133V135H134V137H136L135 139H134V137L132 136ZM3 134V135H2ZM20 134V135H19ZM26 134H28V135H26ZM62 134H63V137H62ZM64 134L66 135V136H68V138H66V136H64ZM250 134H251V132H250ZM253 134V133H252ZM252 134H251V137H249L250 135H249V133L247 132V134H246V131H244V136L246 137H249L248 138V140H250V138H251V140L249 141V142H253V140L255 141V142H257V140H260L259 139V137H260V134H261V132L257 135L256 133L255 134H253V137H252ZM263 134V133H262ZM261 134V135H262ZM2 135V136H1ZM14 135V136H13ZM20 137H19V136ZM22 135V136H21ZM24 135V136H23ZM72 135V136H71ZM114 135H116V137L114 136ZM255 135H257V139L255 138ZM3 136H5V137H3ZM26 136H28L29 137V139L28 140H26ZM37 136H39L40 138H38ZM70 136V137H69ZM234 136V135H233ZM17 138V139H15V138ZM27 137V138H28ZM31 137H32V140H31ZM37 138V140H36V138ZM118 137V141H117V143H116V140L117 139H115V138H117ZM123 137V138H122ZM141 137V138H140ZM222 137V141H226V140H224L223 139V137H225V135H223V136H221ZM228 137V135L225 137V139ZM6 138V139H5ZM10 138L12 139L13 138V141H11L10 140ZM65 138V139H64ZM107 138V139H106ZM134 139V141L135 140H137L138 141V139H140L138 142L137 141H135L136 142V144L138 145H136V144H134V143H132L133 142V139ZM235 138V137H234ZM20 139V140H19ZM34 139H35V141H34ZM113 139H114V141H113ZM124 139V140H125ZM230 139H232L231 138V136H229V138H228V140L230 141V142H232ZM253 139V140H252ZM9 142H8V141ZM16 140V141H15ZM22 140V141H21ZM61 140H63L62 142H61ZM65 140V141H64ZM109 140V141H110ZM144 140V139H143ZM218 140H221V139H217V141ZM227 140V141H228ZM25 141V142H24ZM78 141V140H77ZM77 141H75V139L74 138H72V143L74 144V142H77ZM100 141V142H101ZM125 141H127V140H125ZM125 141H123V142H125ZM217 141H216V143H217ZM225 142V143H223L222 142V144L224 145V144H226L227 145V143H230V142ZM3 142H5L4 143V145H3ZM51 142V143H50ZM61 142V143H60ZM166 142H170V141H168V140H166ZM220 142V141H219ZM248 142V141H247ZM248 142V143H249ZM8 143H10V144H8ZM11 143H12V145H11ZM23 143H24V145H23ZM35 145V146H32L33 144ZM41 143V144H40ZM115 143V144H114ZM119 143V144H118ZM207 143V142H206ZM205 143V144H206ZM213 142H210V144H212ZM216 143H214L215 145H217ZM254 143V142H253ZM26 144V145H25ZM51 146H50V145ZM70 145V146H74V145ZM109 144V145H108ZM202 146H203V142L202 143H200ZM208 145H210L209 143H207ZM214 144H212V145H210V147L212 146L213 147V145ZM254 144H256V143H254ZM254 144H252V145H254ZM23 145V146H22ZM53 145H54V147H55V149L53 150ZM64 145V144H63ZM131 148V147H133V146H135L134 148H135V150L137 151L138 149H139V153H138V151L136 152V153H138L137 154V156H138V160H137V162L138 163H140L139 165H138V163L136 164L135 163V161L134 160H136L137 158H136V153H135V151H134V148L132 149V150H129V149H126V148H128V146ZM131 145V146H130ZM152 146H153V144H151ZM170 145H171V142H170ZM208 145H206L205 147H207L208 148ZM214 145V147H213V149L216 147ZM219 145L221 146V143H219ZM226 145H224L225 147H226ZM249 145H250V143H249ZM42 147V149L43 150H41V153H40V148ZM69 146V145H68ZM127 146V147H126ZM137 146V147H136ZM224 146H221V148H219L218 147V145H217V147L216 148H219V149H216V150H218L217 151V155H213L215 152H216V150L214 149V152H212V153H210L211 152V150L209 151V150H207V148H205V147H203V148H205L206 150L205 151H207V153L206 152H204V153H206L205 154V156L204 155H200V156H202L201 157V159L203 158V156H204V161L202 160V162H205L203 165H205L206 163V165H205V167L208 165V172H207V170H206V172H207V174H208V176H210V178H212L211 177V174L213 173V171L214 172H216L218 169V164H216L217 163V160H215V158L217 159V157L219 156V154L218 153H221V155L223 154L222 152H224L225 153V151H226V149H225V151L223 150L224 149ZM22 147V148H21ZM33 147H35L36 149H37V147H38V153H37V151H36V149L35 148H33ZM45 149H44V148ZM48 147V148H47ZM142 147V146H141ZM209 147V149H211ZM223 147V148H222ZM19 148V149H18ZM27 148V149H26ZM30 148V149H29ZM66 148H68V147H66ZM107 148H108V150H107ZM165 148L167 149V144H166V146H165ZM169 148V147H168ZM2 149V150H1ZM8 149V150H7ZM15 149V150H14ZM21 149V150H20ZM59 149H61V150H59ZM126 149V151L127 152H125V151H123V150H125ZM212 149V150H213ZM18 150V151H17ZM25 150V151H24ZM33 150V151H32ZM46 150H47V154H46ZM53 151L52 153H51V151ZM64 150V149H63ZM128 150L130 151V154H132V157L133 158H136V159H132V157L129 155V154H127L128 153ZM142 150V151H141ZM169 149H167V151H168ZM201 150H203V149H201ZM219 150H220V152H219ZM1 151H2V153H1ZM5 151V152H4ZM17 151V152H16ZM57 151H58V153H57ZM116 151H118V152H116ZM155 151V150H154ZM166 150H165V154H168V152H170V151H168L167 152ZM204 151V150H203ZM202 151V152H203ZM5 154H4V153ZM31 152H33V153H31ZM50 152V153H49ZM105 154H104V153ZM124 154H123V153ZM133 152V153H132ZM142 152V153H141ZM146 152H147V150H146ZM210 153V157H211V154H212V156L213 157H211V158H209V160H207V161H209V162H207L206 161V155H209V153ZM43 153H45V155L47 156H45V155H43ZM54 153V154H53ZM73 153V154H72ZM122 153V154H121ZM126 153V154H125ZM135 153V154H134ZM199 153H201L200 152V150H199V152H198V154ZM39 154V155H38ZM42 154V155H41ZM56 154H58V155H56ZM103 154L105 155V156H103ZM170 154V153H169ZM202 154V153H201ZM216 154V153H215ZM10 155V156H9ZM33 155V156H32ZM48 155H49V157H48ZM52 155V156H51ZM69 155V156H68ZM113 155V157H115V158H113V159H111L112 157H110V156H112ZM115 155V156H114ZM125 155H127V157H129V160H130V162L129 163H132L131 164V167H132V169H133V172H132V175L134 174V175H137L138 177H135L134 178V176H132L131 175V173H130V171H132V169H130V168H128L127 169V172H128V175H127V172H125L126 170H125V168H124V163H127L129 160H128V158L125 156ZM129 155V156H128ZM220 155V156H221ZM43 156H44V158H45V160L43 159ZM60 156V157H59ZM103 156V157H102ZM141 156V155H140ZM143 156V155H142ZM199 156V157H200ZM215 156H217V157H215ZM3 157H5L6 159H3ZM10 159H9V158ZM13 157H16L18 160H19V162H18V160H16V158H13ZM35 157H37V159L35 158ZM38 157H40V158H38ZM42 157V158H41ZM125 157V158H124ZM198 157V158H199ZM10 160H8V159ZM47 158V159H46ZM59 160H58V159ZM61 158V159H60ZM104 158V159H103ZM127 158V159H126ZM146 158H148V159H146ZM152 160H151V159ZM213 158H214V160H215V162H213V166H212V170H209V166L211 167V165H209V164H212V161L211 160H213ZM14 159L17 161V163H16V161H14ZM29 159H31V160H29ZM40 159V160H39ZM49 159V160H48ZM50 159H52V160H50ZM124 159H126V160H124ZM143 159H144V161L146 162V166H149V167H146V166H144V167H142L145 163L143 162ZM200 159V158H199ZM201 159H200V162H201ZM3 160H5V161H7V162H3ZM34 160V161H33ZM42 160V161H41ZM46 160H48V161H46ZM62 160V161H61ZM154 160V161H153ZM213 160V161H214ZM13 161V162H12ZM27 161V162H26ZM31 161L32 162H35L34 164L33 163H31ZM37 161H40L39 162V164H41V165H38L39 167L38 168H36V166H35V164L37 163ZM43 161H44V163H43ZM60 161V162H59ZM66 161H67V163H66ZM124 161V162H123ZM149 161H153V162H149ZM211 161V162H210ZM10 162V163H9ZM50 162V163H49ZM63 162V163H62ZM114 162V163H115ZM142 162V163H141ZM5 163V164H4ZM49 163V164H48ZM61 163V164H60ZM104 163V164H103ZM128 163V164H129ZM135 163V164H134ZM147 163H151L152 165H150V164H147ZM217 165V168H216V165ZM6 164H9V165H6ZM65 164L68 166H65ZM127 164V165H128ZM142 164V165H141ZM13 165V166H12ZM48 165H50L49 166V168H48ZM53 167H52V166ZM105 167H103V166ZM110 165V166H109ZM135 165V167H133ZM136 165H138V166H136ZM140 165H141V167H142V169L144 170H142L141 169V167H140ZM200 165V164H199ZM215 165V166H214ZM6 166H7V168H6ZM27 166V167H26ZM113 166V167H112ZM9 167V168H8ZM34 167V168H33ZM51 167V168H50ZM63 167V168H62ZM67 167V168H66ZM111 167H112V169L113 170H115L114 172H116V173H114L113 172V170L111 169ZM136 167H138V169L136 168ZM220 167V166H219ZM16 168V169H15ZM119 168H121V170L124 172V173H126V175L125 176H132V177H128L127 179L125 178V181L123 180H121V179H124V177L121 175V173L119 172ZM136 168V169H135ZM157 169H158V167H156ZM206 168V169H207ZM215 168V169H214ZM22 169V170H21ZM26 169V170H25ZM42 171H41V170ZM62 169H63V172H62ZM76 169V170H75ZM104 169H105V172H104ZM151 170V171H149V170ZM154 169H155V167H154ZM157 169H155L154 171H155V173H153L154 175L156 174V173H159L158 171H157ZM170 169V168H169ZM20 170V171H19ZM31 170H33V171H31ZM35 170H36V172H35ZM53 170H54V172H53ZM75 170V171H74ZM112 170V171H111ZM118 172H117V171ZM120 170V171H121ZM125 170V171H124ZM130 170V171H129ZM143 171L142 173L141 172H138V171ZM220 170H221V168H220ZM220 170H218L217 172H218V177L215 175L216 173H214V175L212 174V176H216V181H218V180H220V181H222L221 179L222 178H224V175L222 174V176L223 177H221L220 179H219V176L221 175L220 173ZM29 173H28V172ZM65 171V172H64ZM145 171V173H147ZM157 171V172H156ZM169 171V170H168ZM209 171H211V173H209ZM222 172H224L223 171V169L221 170ZM19 172V173H18ZM31 172H35V173H33V174H35V175H33ZM58 172V173H57ZM91 172H93L94 173V170L93 171H91ZM104 172V174L108 177V179H110L111 181H110V183L112 182L113 183V185H111L110 186V183H108L109 181H108V179L107 180H104V178L106 177V176H103L102 177V173ZM111 172H112V174H111ZM220 172V173H219ZM12 173V174H11ZM24 173V174H23ZM54 173H55V176H54ZM66 173V174H65ZM70 173H73V174H70ZM75 173V174H74ZM118 173H120L119 175H118ZM124 173H123V175H124ZM139 173H141V174H139ZM150 173V174H151ZM67 174H69L68 176H67ZM148 174V173H147ZM36 175H38V176H36ZM57 175V176H56ZM73 175H77L78 176V178H77V180H75L76 178L75 177H77V176H73ZM91 175H94V174H92L91 173ZM112 175V176H111ZM121 175V176H120ZM145 175V174H144ZM159 174H157L155 177H157ZM5 176V177H4ZM35 176V177H34ZM45 176V177H44ZM61 176V177H60ZM71 176V177H70ZM85 176H87V174L85 175ZM94 176H96V175H94ZM116 176H117V179H115L116 178ZM147 176V175H146ZM13 177H15V178H13ZM18 177V178H17ZM39 177V178H38ZM56 177V178H55ZM60 177V178H59ZM67 177H68V180H67ZM79 177H81V178H79ZM114 177V178H113ZM145 177V176H144ZM155 177L154 178H152V180L154 181V183L156 182V180H155ZM9 178V179H8ZM24 178H25V180H24ZM27 178V179H26ZM55 178V179H54ZM140 178H138L139 179V183H138V185H139V187L136 185V183L134 184L136 187H138V188H141L142 189V187H140V183L141 182H143L144 180H146V179H144V178H142V181H141V179ZM149 179L151 178V177H148ZM158 178V177H157ZM62 179H63V181H64V179H66V181H68V183H69V185H70V183H71V185H72V188H70V190H69V188H68V190H66V191H64V190H59L60 189V186H62ZM137 179V180H138ZM144 179V180H143ZM16 180V182H14ZM52 180V181H51ZM55 182H54V181ZM73 180H75L74 182L75 183H73ZM127 180V181H126ZM215 180V177L213 178V180L212 181H214ZM46 181V182H45ZM108 181V182H107ZM120 181H122V182H120ZM136 181V180H135ZM147 182V185L148 186H146V188L148 187H150V186H152L151 184L153 183H151V181H149L151 184H149V182H148V180H146ZM220 181H218V186H219V184H224V186H225V182L223 183V181L221 182V183H219ZM10 182H12L14 185H17V186H13V185H11V186H13V187H10L8 184L10 183ZM51 182V183H50ZM17 183V184H16ZM108 183V184H107ZM145 183V181L143 182V186L145 187V185L146 184H144ZM153 183V186L155 185ZM213 183H215V182H213ZM19 184V185H18ZM28 184V185H27ZM54 184V185H53ZM56 184V185H55ZM59 185V189H57L58 187V185ZM61 184V185H60ZM73 184H75V186L73 185ZM117 184V185H116ZM216 184V185H217ZM21 185V186H20ZM44 185L47 187V186H50V188L52 187V188H55V186H56V190H58L57 191V193H56V190L54 189V191L52 192L50 189H48V190H50V191H48L47 190V188L46 187H44ZM105 185H109V187L108 186H106L105 187ZM134 185H133V188H134ZM141 185V186H142ZM221 185V186H222ZM8 186V187H7ZM31 186H32V188H31ZM37 186V187H36ZM42 186V187H41ZM212 186H213V184H212ZM218 186H216V188L218 187ZM8 188V191H7V188ZM33 187H34V190H33ZM111 187V188H110ZM135 187V188H136ZM144 187H143V190H144ZM220 187V186H219ZM223 187V186H222ZM222 187H220L219 188V191H221L222 193L224 192L221 188ZM226 187V186H225ZM4 188H6V189H4ZM46 188V189H45ZM49 188V187H48ZM106 188V189H107ZM146 188H145V192L148 190V192H147V195H148V193L150 192V189H151V187L149 188V189H147L146 190ZM10 189V190H9ZM18 189V190H17ZM21 189V190H20ZM75 190V191H73V190ZM79 189V188H78ZM107 189V190H108ZM214 189V188H213ZM221 189V190H220ZM224 190H225V192H227L226 191V189L225 188H223ZM43 190H45V191H43ZM109 190H108V195H110L109 194ZM115 190H117V189H115ZM114 190V191H115ZM137 190H140V189H137ZM152 191L154 190V189H151ZM215 190V189H214ZM217 190H218V188H217ZM2 191V192H1ZM5 191V192H4ZM9 192L8 194H6L5 195V193H7V192ZM12 191V192H11ZM17 191V192H16ZM47 191V192H46ZM63 191H64V194H63ZM67 191H69V193H73V194H70L69 196L70 197H72V198H70V199H72L71 201H70V206H71V203H72V201H73V199L77 196L76 194H79V198H80V196H81V198H83L84 200L82 201L83 203H79V202H81V201H79L78 202V200H77V202H75L76 201V199H74L75 201H73V203L75 204V205H77V203H79V206L77 205V207L75 208V209H77V210H75L74 212L73 211H71V210H74L73 209V207L75 206H72V208L71 207H69L70 208V210L68 209V208H63L62 207V205H64V203L62 204V202L60 203V204H62V205H59V208L60 209H62L63 208V210L64 209H67L66 210V212L68 213V215H66V212H64V211H60L61 213L62 212H64L61 216L59 215V217L57 218V216L58 215H55L54 214V216L55 217H53V215H52V213L50 214L51 216H48V220H49V222H47V224H48V226H47V224H46V221H44V220H41V222L39 221V224H43V223H45V225H40V227H39V224H37L38 223V221H37V218L39 219V218H41V219H43L42 217H38L37 216V207H38V209H39V205H40V207H41V205H42V207L44 208V207H46L48 204V206H47V211H50V210H53L52 208L54 207V205H52L54 202L56 203L55 205H57V204H59V203H57V201L55 200V199H57V198H59L60 196H58V195H61V197L62 198H64L65 196H67V194H68V192ZM72 191V192H71ZM77 191H79V192H77ZM102 193H101V192ZM151 191V193H152V196L150 195L151 193H149V198H147L148 200L151 198V200H153L154 201V192L155 191H153L152 192ZM219 191H218V193H219ZM19 192V193H18ZM43 192V193H42ZM49 192H50V195L51 194H55V196L54 195H51V196H49ZM67 192V193H66ZM75 192H77V193H75ZM104 192V193H103ZM223 193V196H221L220 198H226V199H228L227 197H229V201H228V203L229 204H224L223 206L224 207H227V209H224L223 208V206H222V209L224 210V211H228L229 210V208L228 207H232V206H230L232 203H234V201H232V200H234V193L232 192L231 194H228V193ZM27 193V194H26ZM83 193V194H82ZM222 193H220V195H222ZM3 194V195H2ZM11 194H13V195H11ZM23 194V195H22ZM66 194V195H65ZM87 194V195H86ZM99 194H106V197L103 195V197H104V199H102L103 197H100L101 195H99V197H98V199L100 198V199H102V200H100V201H104L105 203L104 204H106V205H108L109 206V208H108V206L107 207H104V206H106V205H104L103 203H101L99 200H97V196ZM11 195V196H10ZM29 195V196H28ZM42 195V196H41ZM43 195H44V197H43ZM57 195V196H56ZM75 196V197H73V196ZM84 195H86V196H84ZM226 195H229V196H227L226 197ZM13 196H15V197H13ZM26 196V197H25ZM52 196H53V198H52ZM90 196V197H89ZM225 196V197H224ZM230 196H232L233 197V199L230 197ZM57 197V198H56ZM77 198V197H76ZM87 198V199H88ZM8 199V200H7ZM39 199H40V202H39ZM49 199H50V201H49ZM54 199V200H53ZM232 199V200H231ZM7 200V201H6ZM10 200V201H9ZM44 202H43V201ZM60 201H61V198L59 199ZM222 200V199H221ZM221 200H220V202H221ZM225 199H223V201H224ZM13 201H15V202H13ZM33 201H34V203H33ZM42 201V202H41ZM54 201V202H53ZM60 201H58V202H60ZM62 201H63V199H62ZM88 201V203L90 202L89 200H86L85 201V203ZM227 201V200H226ZM226 201L224 202V203H226ZM230 201H232V203H230ZM149 202H150V204L152 205V201H150L149 200ZM16 203V205L14 206V204ZM29 203V204H28ZM36 204L37 205V207H35V210H34V206L35 205H33V204ZM73 203H72V205H73ZM91 203V202H90ZM89 203V204H90ZM145 204H146V202H144ZM143 203V204H144ZM221 203H223V202H221ZM220 203V204H221ZM44 204V205H43ZM46 204V205H45ZM50 204L52 205V206H50ZM87 204V203H86ZM101 204H103V207H100L101 206ZM111 205V206H110ZM228 205V206H227ZM14 206V207H13ZM132 206H135V203L132 205ZM13 207V208H12ZM41 207V208H42ZM100 207V208H99ZM30 208V209H29ZM33 208V209H32ZM80 208V209H79ZM137 208H139V207H137ZM145 208H147L146 206H145ZM13 209V210H12ZM27 209V210H26ZM6 210V211H5ZM11 210V211H10ZM34 211L31 215H30V213L29 212H31V211ZM69 210V211H68ZM99 210H98V212H99ZM124 210V209H123ZM14 211H17V212H19V214L18 213H15V215H14ZM23 211H24V213H23ZM78 211H79V213H78ZM9 212L10 213H12V214H10L9 215ZM35 212H37V213H35ZM60 212H59V214H60ZM111 212V213H110ZM145 212V211H144ZM5 213H7V214H5ZM27 215H26V214ZM34 213H35V215H34ZM148 213V212H147ZM23 214H25L26 216H24ZM124 213H121L120 214V217H121V219L123 218V215ZM6 215V216H5ZM17 215V216H16ZM29 215V216H28ZM32 215H34V216H32ZM70 215V216H69ZM80 215V214H79ZM78 215V216H79ZM105 215H103L102 216V218H104V216ZM147 215H149V214H147ZM147 215L145 214V216L147 217ZM4 216V217H3ZM19 216V217H18ZM31 216L32 217H34V218H31ZM63 216V217H62ZM64 216H66V217H64ZM69 216V217H68ZM72 216V217H71ZM74 216V217H73ZM78 216H76V217H78ZM5 217H6V219H8L7 221L9 222H7L8 223V225H5V221H6V219H5ZM9 217V218H8ZM27 217V218H26ZM37 217V218H36ZM50 217V218H49ZM68 217V218H67ZM80 217H81V215H80ZM230 217V216H229ZM21 218V219H20ZM29 218V219H28ZM52 218V219H51ZM61 218V219H60ZM74 218V219H73ZM25 219V220H24ZM28 219V220H27ZM32 219H34V221L31 220ZM54 219V220H53ZM68 219V220H67ZM71 219H73V220H71ZM124 219V218H123ZM30 220V221H29ZM35 220H36V224L34 223L35 222ZM58 220V221H57ZM148 220V219H147ZM14 221V223H12ZM43 221V222H42ZM68 221H69V223H68ZM80 221V220H79ZM105 221V222H104ZM138 221H140V222H138V224H136V225H133V226H130L131 228H132V231L134 232H131L132 234H134V236H133V239L134 240H137L138 239V236H140V237H146V238H144L143 237V239H146V240H150L151 239V236H154V235H152V230H153V228H150V230H149V228H148V230L146 231L145 229H144V227L145 228H147V226L148 227H151L152 225L151 224H149V222H147L146 220H143L142 219V221L141 220H138ZM145 221V223H144V225L141 227V225L143 224V222ZM31 222V224H29ZM55 222V223H54ZM70 222H71V224H72V222L74 223V224H72V225H70ZM106 222H107V224L108 225H111V226H108L107 224H106ZM113 222V223H112ZM147 222V223H146ZM11 223V224H10ZM18 226H17V225ZM22 224V225H21ZM30 226H29V225ZM33 224V225H32ZM69 224V226H67ZM75 224H77V226H74ZM105 224V225H104ZM140 224V225H139ZM147 224H149V225H147ZM85 225H87V223H85ZM107 225V226H106ZM121 227H120V226ZM147 225V226H146ZM10 226V227H9ZM12 226V227H11ZM27 226H29L28 228H27ZM38 226V227H37ZM41 226H45V227H43V228H41ZM66 226V227H65ZM97 226H99V227H97ZM119 227V228H121V229H117V231L115 232L114 230H116V228L115 227ZM17 227V228H16ZM26 227V228H25ZM32 227H33V229H32ZM36 227V228H35ZM65 227V228H64ZM69 227V228H68ZM75 227V228H74ZM117 227V228H118ZM14 228V229H13ZM31 228V229H30ZM34 228H35V230L38 232H36V231H34ZM49 228V229H48ZM74 228V229H73ZM109 228H111V229H109ZM115 228V229H114ZM143 228V229H142ZM6 229H9V230H6ZM11 229V230H10ZM12 229H13V231H12ZM16 229V230H15ZM26 229V230H25ZM30 231H29V230ZM41 229V230H40ZM44 229V230H43ZM53 229V230H52ZM69 229V230H68ZM73 229V230H72ZM109 229V230H108ZM114 229V230H113ZM152 229V230H151ZM25 230V234L23 233V231ZM33 230V231H32ZM50 230V231H49ZM103 230H104V233L105 234H103ZM110 230H112V231H114V232H110V233H114L116 236H113L114 234H111L110 235V233H107L108 231H110ZM6 231V232H5ZM19 233H17V232ZM52 231V232H51ZM55 231V232H54ZM64 231H66V232H64ZM100 231H102L101 232V234H100ZM145 231V232H144ZM148 231H150V232H148ZM11 232H14V233H12L13 235L15 234V232H16V236H19V237H17V239L19 238V240H17L16 239V237L14 238V236L12 235V237H10V239H11V241H10V239L8 240V238H9V235H11ZM30 232V233H29ZM36 232V233H35ZM51 232V233H50ZM73 232V233H72ZM118 232V233H117ZM119 232H122V233H124L123 235H122V233H119ZM7 233H9V235H8V237H7V239H5L6 237V235L5 234H7ZM47 233V234H46ZM93 233V235H91ZM117 233V234H116ZM137 233V237H136V234ZM150 233H151V235H150ZM5 235L4 237L2 236V235ZM50 234V235H49ZM68 234V235H67ZM72 234H76V236L75 235H72ZM103 234V236L102 237H100L101 235ZM120 234V235H119ZM24 236V239L22 238L23 236ZM26 235H28V236H26ZM32 235H33V237H32ZM36 235V236H35ZM48 235V236H47ZM80 235H82L81 233H80ZM91 235V236H90ZM96 235L98 236L99 235V237H98V239L96 238ZM105 235H108V236H106L105 237ZM119 235V236H118ZM143 235V236H142ZM41 237V238H39L38 239V237ZM45 236V237H44ZM69 236V237H68ZM129 237H130V235H128ZM26 237V238H25ZM51 237V238H50ZM68 237V238H67ZM74 238V239H76L77 240V242H75V241H73L74 239H72V238ZM81 237V238H80ZM110 237V238H109ZM132 237V236H131ZM135 237V238H134ZM4 238V239H3ZM29 238V239H28ZM32 238V239H31ZM70 238V240H68ZM77 238H79L80 240H78ZM101 238V239H100ZM105 240H104V239ZM153 238V237H152ZM15 239V240H14ZM33 239H35L36 240V242H34V243H37V245H41V243L43 244V243H46L47 244V246H46V244H45V246H40V247H38L36 244L34 245L33 244ZM47 239H49V241L46 240ZM84 239V240H85ZM100 239V241H102V244H101V242L100 241H98ZM120 239V238H119ZM119 239H118V241H119ZM140 240H142L141 238H139ZM138 239V240H139ZM6 240V241H5ZM28 240V241H27ZM68 240V241H67ZM83 240V241H84ZM96 240H97V243H96ZM111 240V241H112ZM13 241H15V242H13ZM20 241V242H19ZM32 242L31 244H32V246L34 245L35 246V248H36V250H35V248L34 247H32L31 245H30V242ZM66 241V242H65ZM78 241L80 242L79 244H78ZM88 241V239H86V241H84V242H82V243H84V245H88V243L90 244V241H88V243L87 244H85V242H87ZM104 241V242H103ZM144 241V240H143ZM153 241V240H152ZM27 242H29V246L31 247V248H33V249H31V250H33V252L36 254V252H37V254L36 255H34V253L33 252H29V251H31L30 249H29V246L27 245ZM41 242V243H40ZM55 245H52V243ZM68 242H75L76 244H77V247H75L76 245H74L73 243V245L72 244H69ZM91 242V243H92ZM99 242H100V244H99ZM113 242V241H112ZM114 242H117V241H115L114 240ZM4 243V244H5ZM39 243V244H38ZM51 243V244H50ZM66 243H68V245H66V246H68L69 248H70V246L72 245V247L74 248V250H73V248H72V250L71 249H69L68 247H66L65 246V244ZM103 243H105V244H103ZM25 244V245H24ZM49 244V245H48ZM92 244H94V243H92ZM107 244V245H106ZM6 245V244H5ZM8 245H6V246H8ZM12 245V247H13V244H11ZM11 245H9V246H11ZM62 246V249H65V251L67 252H61V246ZM70 245V246H69ZM96 245V246H97ZM102 245H106V246H102ZM2 246H3V244H2ZM17 246V245H16ZM16 246H14V247H16ZM99 246H102V250L100 249V247ZM5 247V246H4ZM13 247V249H15L16 250V248H14ZM45 247V248H44ZM106 247V249L104 250V248ZM3 248V247H2ZM2 248H1V244H0V251L2 250ZM6 248V247H5ZM11 248V247H10ZM9 248V249H10ZM19 248V247H18ZM17 248V253H18V251H21V248H19L18 249ZM39 248H40V250H39ZM42 248H44L45 250H42ZM54 248V249H55ZM58 248H59V251H58ZM68 248V249H67ZM12 249V252H10L11 251V249L10 250H8V248H6V250L9 252L8 254H10V255H12V254H15L14 252H16L15 250H13ZM28 249V250H27ZM53 249V248H52ZM61 249V250H60ZM76 249H77V251H76ZM5 250V251H6ZM42 250V251H41ZM71 250V251H70ZM2 251H4V249L2 250ZM4 251V252H5ZM7 251H6V254H7ZM40 253H39V252ZM49 251H45V252H49ZM102 251H105L104 253L105 254H103V252ZM108 251H109V249H108ZM22 253H23V250L21 251ZM21 252H19V253H21ZM26 252H27V254H26ZM74 252H76V253H74ZM102 252V253H101ZM110 252H108V254H109ZM30 254V255H29ZM41 254H40V256H41ZM99 254V255H100ZM15 255H17V254H15ZM107 255V254H106ZM21 256H23V255H21ZM21 256H16L17 258H22ZM108 256V255H107ZM24 257V258H25ZM28 257V258H29ZM104 257H106V256H104Z\"/></svg>",
	"mask_w": 264,
	"mask_h": 264
}]
</instances>
